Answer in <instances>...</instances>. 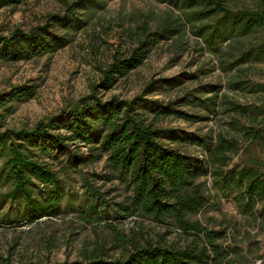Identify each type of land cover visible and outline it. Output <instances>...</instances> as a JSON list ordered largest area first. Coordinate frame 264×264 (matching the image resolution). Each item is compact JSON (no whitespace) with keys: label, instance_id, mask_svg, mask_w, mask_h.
<instances>
[{"label":"trees","instance_id":"16d2710c","mask_svg":"<svg viewBox=\"0 0 264 264\" xmlns=\"http://www.w3.org/2000/svg\"><path fill=\"white\" fill-rule=\"evenodd\" d=\"M168 1L182 12L165 13L153 28L143 22L136 46L127 53L112 55L108 65L100 69L91 92L72 108L62 109L29 129H12L6 120L15 110L13 103L28 102L38 87L28 84L0 92V179L7 185L1 202L23 201L30 220L57 216L62 198L77 183V176L78 190L84 196V216L96 223L103 221L112 233L111 247L120 250L113 256L114 249L97 242L84 260L55 264H240L244 256L232 245L234 240L228 242L224 229H209L193 219L207 204L208 190L200 181L207 174L218 193L231 196L248 220H257L255 215L260 217L264 212V160L225 172L239 149L238 139L223 133L216 137L186 133L175 136L172 128L159 125L169 117L186 121L203 117L188 114L180 109L182 106L214 111V97H205L213 93L212 85H199L194 93L173 101L151 96L149 91L156 82L147 83L142 93L130 99L113 96L103 100L98 95L140 67L158 43L179 37L185 27L211 52L235 37L264 27V12L231 10L225 0ZM20 2L0 0V8ZM97 3L76 0L62 13L48 14L40 26L0 34V60L27 61L70 45L76 32L88 25L85 14ZM263 124L248 135L262 149ZM179 142L201 147L207 158L183 153L176 146ZM100 160H104L102 175L79 169L80 165H94ZM113 182L123 191L119 200H107L104 195L110 192L103 189L105 185ZM132 216L173 227L180 241L169 242L159 235L153 239L143 229L132 228L130 235L123 234L109 222ZM257 262L264 264V256L250 264Z\"/></svg>","mask_w":264,"mask_h":264},{"label":"rangeland","instance_id":"374dc122","mask_svg":"<svg viewBox=\"0 0 264 264\" xmlns=\"http://www.w3.org/2000/svg\"><path fill=\"white\" fill-rule=\"evenodd\" d=\"M74 1L21 0L16 5L2 7L0 34L6 36L15 28L26 31L40 26L48 14L62 13ZM225 3L235 11L264 12V0H225ZM169 11L182 12L168 0H98L97 5L85 14L88 25L76 32L70 45L27 61L7 63L0 60V92L28 84L38 87L28 102L13 103L15 110L6 120L7 127L29 129L39 121L59 114L62 109L77 105L91 92L100 69L108 65L112 55L127 53L136 46L140 25L144 22L153 28ZM185 28L179 37L158 43L140 67L126 73L109 91H100L98 95L103 100L113 96L130 99L142 93L147 83L156 82L149 91L151 96L173 101L186 93H194L199 85L210 84L214 87L213 93H207L205 97H214V111L207 113L192 105L182 106L180 109L188 114L203 117L189 121L169 117L159 125L172 128L175 136L186 133L216 137L223 133L238 139L239 149L225 172L264 160V149L248 136L253 128L264 122V27L235 37L216 52H211L190 29ZM176 146L191 157L207 158L206 150L196 145L179 142ZM1 165L2 159L0 168ZM103 166L104 160H100L94 165H80L79 169L102 175ZM75 178L77 183L62 198L59 214L38 220H30L24 212L23 201L1 202L7 185L0 179V264L82 261L97 242L113 246L108 226L103 221L96 223L84 216V196L78 190L79 177ZM200 181L208 190L207 204L193 219H198L209 229H224L228 242L234 240L232 245L244 256L240 264H250L253 259L264 256V212L260 217L255 215L257 220H248L231 196L218 193L210 174L200 177ZM100 183L97 181L98 185ZM105 188L110 189V192H104L107 200H119L123 194L116 182ZM77 190L78 193H74ZM42 198L39 197L40 201ZM109 222L123 234L130 235L132 228L143 229L149 231L153 239L159 235L169 242L180 241L173 227L148 219L132 216L124 220L110 219ZM167 230L172 233L168 234ZM109 249H114L113 256L120 253L115 245Z\"/></svg>","mask_w":264,"mask_h":264}]
</instances>
